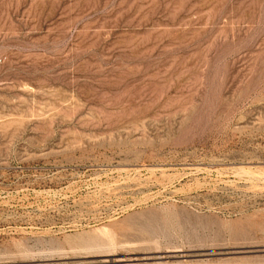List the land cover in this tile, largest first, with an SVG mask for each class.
<instances>
[{"label": "rangeland", "instance_id": "1", "mask_svg": "<svg viewBox=\"0 0 264 264\" xmlns=\"http://www.w3.org/2000/svg\"><path fill=\"white\" fill-rule=\"evenodd\" d=\"M0 264H264V0H0Z\"/></svg>", "mask_w": 264, "mask_h": 264}]
</instances>
